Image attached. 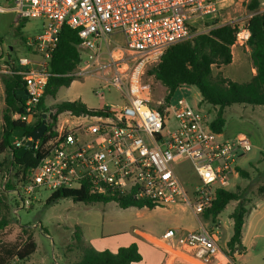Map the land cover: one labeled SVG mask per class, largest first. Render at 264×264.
<instances>
[{
	"label": "built area",
	"instance_id": "obj_1",
	"mask_svg": "<svg viewBox=\"0 0 264 264\" xmlns=\"http://www.w3.org/2000/svg\"><path fill=\"white\" fill-rule=\"evenodd\" d=\"M219 1L0 0V8L13 4L17 16L43 21L42 33L26 44L39 59L8 58L9 64L0 66V75L22 76L30 110L37 108L44 94L48 65L64 26L78 31V48L91 51L93 60L106 50L110 63L103 68L113 73L97 94L102 96L104 89L114 87L126 100L97 114L69 113L71 119L57 123L43 159L31 169L29 180L12 191L21 199V208H30L40 189L55 192L84 186L92 195H131L155 208L181 206L196 216L197 228H170L160 237L145 239L170 259L236 264L220 245L217 219L210 217L208 225L198 216L213 207L218 190H228L240 177L238 168L243 167L239 161L251 150V142L243 134L227 139L214 132L206 113L187 101L164 109L161 102L154 106L145 96L141 79L147 64L156 66L170 47L199 35L193 32L191 20L216 15ZM249 38L248 28H239L237 41L248 42ZM13 119L28 128L35 122L31 112ZM28 128L24 129L28 132ZM27 140H16L14 148L19 150ZM186 161L198 177L196 184H188L190 190L177 173ZM20 207L13 208L15 216Z\"/></svg>",
	"mask_w": 264,
	"mask_h": 264
},
{
	"label": "rangeland",
	"instance_id": "obj_2",
	"mask_svg": "<svg viewBox=\"0 0 264 264\" xmlns=\"http://www.w3.org/2000/svg\"><path fill=\"white\" fill-rule=\"evenodd\" d=\"M247 1L249 2V0H220L216 15L195 17L191 20L193 32L209 33L216 26L223 24L237 25L244 29L247 11L243 6L247 4ZM15 18L13 4H7L4 8H0V38L4 42L2 54H10L16 61L20 57L37 61L38 56L32 54L31 49L26 45L25 38L30 34L40 32L39 20L29 19L19 37L16 31L11 28ZM33 24L34 28H32ZM10 46L14 47L13 52H10ZM79 51L82 62L74 73L76 80L69 88H62L55 99H47V104L51 106L62 101L80 100L88 108L94 110L124 104L126 102L124 95L114 87L109 90L104 89L102 96L97 94L100 88H104L109 83L113 73L112 70L103 68L110 63L106 50L103 49L100 58L94 59L96 60L94 63H92L94 57L91 51L82 47L79 48ZM152 67L147 64L145 74L141 78L144 93L154 106H159L158 102H161V108L164 109L167 107L164 101L167 90L160 82L148 75L147 71ZM213 68L216 70L217 66ZM236 72L237 68L235 67L225 68V75L230 79L249 81L250 74L236 77ZM185 101L202 113H206L209 120L212 119L213 111L208 105L199 107L200 93L197 88L182 86L176 93L175 101L172 100L171 104L184 103ZM253 107L252 105L228 107L226 109L227 124L223 132V136L227 139H233L237 135L243 134L252 145L246 157L239 161L249 176L242 177L240 175L228 186L229 191L238 189L241 191L244 203L249 210L243 233L246 252L241 256L236 254V257H232L233 263L236 264H264V192H262L264 190V121L255 118V116H262L264 113L261 114L256 110L252 112ZM66 119H71L69 113L59 115L58 123L61 124ZM71 122L73 125V120ZM177 173L189 190L188 184L197 183L198 177L190 161L182 163L178 167ZM6 178L5 174H0V190L7 182ZM52 193L50 190L40 189L28 209L20 207L21 199L19 200L16 193H8L14 208L19 206L21 209L17 216L11 215V224L4 229L0 236V242L21 244L25 239L22 237V226H28L38 244L37 251L29 259L22 262L13 260L10 264H62L68 259H74L73 257L79 259L80 252L75 247L77 228L83 233V244L98 239L91 245L95 249H101L105 247L104 245L124 246L130 241V236L136 237L135 233L138 231L143 234L137 235V239L145 243V237H160L170 228L191 229L199 226L196 216L181 206L155 208L154 210H139L134 207L123 209L114 201L86 204L74 202L72 199H61L57 203L47 206L46 200ZM236 205L237 202H231L216 220L221 227L220 245L225 250H227V242L232 235L233 221L230 216ZM198 217L199 220L209 225L210 219H206L204 215ZM137 245L139 251L145 255L144 246L139 243ZM170 260L176 262L181 259L173 257Z\"/></svg>",
	"mask_w": 264,
	"mask_h": 264
},
{
	"label": "trees",
	"instance_id": "obj_3",
	"mask_svg": "<svg viewBox=\"0 0 264 264\" xmlns=\"http://www.w3.org/2000/svg\"><path fill=\"white\" fill-rule=\"evenodd\" d=\"M264 0H249L247 10L252 14L248 21L250 38L247 45L251 49V59L255 68V75L249 82L238 83L226 79L219 73L213 75V67L227 66L232 63V47L237 41L239 26L223 24L216 26L209 33L199 34L192 40L170 47L160 59V62L148 70V75L160 82L167 90L164 97L165 104L171 105L176 92L184 85L197 88L201 101L199 107L208 105L213 111L210 120L211 129L223 134L227 124L226 109L233 105L264 106ZM29 18L16 16L11 28L20 37L21 31L28 23ZM81 40L78 31L64 26L60 33L59 42L53 52L48 65L50 74L48 84L39 105L35 110H30L22 96L25 82L22 76L15 74L0 75L4 86V110L2 114L3 134L0 139V174H5L7 182L0 190V236L4 229L11 224V215L14 205L8 193L14 191L17 184L26 183L29 174L45 155L46 144L55 136L59 115L70 113L73 116L92 115L99 110L90 109L80 100L62 101L51 106L47 99H55L62 88H69L76 80L74 73L82 62L79 44ZM0 38V46L3 45ZM10 57V56H9ZM9 59H12L10 57ZM0 51V66L4 61ZM5 63L9 64L8 59ZM17 69V68H14ZM55 111V112H53ZM33 113L35 122L32 127L13 119L16 114ZM43 114H47L48 128L44 136L38 141L35 148L27 151L22 157L16 155L17 149L10 142V138L17 130L28 128V132L38 128L42 123ZM242 177L249 174L238 168ZM18 186V185H17ZM264 192V190H262ZM61 199H72L78 203H109L116 202L120 208H147L155 206L145 200H136L131 195L107 196L92 195L87 186L81 190H58L46 200V205L51 206ZM231 202L237 205L231 213L233 221L232 235L227 242V253L231 257L241 255L246 251L243 245V231L249 210L244 203L241 191L218 190L213 207L205 212L204 217L217 219ZM14 215V214H13ZM76 233L75 247L80 252V258L74 264H138L142 255L136 243L120 248L116 253L98 251L90 246H85L82 232L79 228ZM21 244L0 242V264H10L11 261L19 262L29 259L37 250L34 235L28 226H22Z\"/></svg>",
	"mask_w": 264,
	"mask_h": 264
},
{
	"label": "crops",
	"instance_id": "obj_4",
	"mask_svg": "<svg viewBox=\"0 0 264 264\" xmlns=\"http://www.w3.org/2000/svg\"><path fill=\"white\" fill-rule=\"evenodd\" d=\"M248 3V1L246 2ZM244 9L247 11V14H246V25L245 27L247 28L248 26V21L249 19L251 18L252 14L247 10L246 8V4L243 6ZM263 9H264V6H263ZM16 14V12H15ZM17 16V14H16ZM39 22H40V32L37 33V34H30L29 36H27L25 38V41H26V44H27V41L29 39H32L36 36H38L39 34L42 33L43 31V21L38 19ZM29 22V21H28ZM25 28V27H24ZM32 28H34V24L32 26ZM4 46V44H3ZM14 51V47L13 46H10V52H13ZM3 53V52H2ZM3 55V54H2ZM4 56V59L7 60L8 58H10V54L9 55H3ZM10 56V57H9ZM232 63L227 65V66H221V67H217L216 70H214L213 68V75H217L218 73H221L222 76L226 79H229L233 82H239V83H245L244 81H237V79H230L229 77H227L225 75V68L226 67H235L237 68V72H236V77H242V76H245L247 74H250V79L249 81H251V79L254 77L255 75V68H254V65H253V61L251 59V49L249 48V46L247 45V42H244V41H236V43L234 44V46L232 47ZM13 60H15V58H12ZM5 60L2 61V65H5ZM216 71V72H215ZM248 81V82H249ZM177 93V92H176ZM176 99V94L173 98V100L175 101ZM74 101V100H73ZM200 101H201V96H200ZM4 86H3V83L2 81L0 80V139L2 137V134H3V121H2V114H3V110H4ZM257 111L261 114L264 113V106H254L251 111ZM255 118H258L260 120H263L264 121V115L262 116H255ZM144 209H147V208H144ZM154 210V209H153ZM198 220V219H197ZM247 223V221H246ZM246 226V224H245ZM244 226V228H245ZM184 229V228H183ZM191 229H195L194 227L191 228ZM82 232V231H81ZM244 233V231H243ZM143 233H141L140 231L136 232L135 235L136 237H129L130 238V241H128V243H126L124 246H121V245H116V246H111V245H104L105 247L101 248V249H96L98 251H110L112 253H116L120 248L122 247H128L130 246L131 244L133 243H139L141 245L144 246L145 248V255H143L141 252V255H142V261L138 264H186L184 261L180 260V261H172L169 259V257H167V255H165V253L159 249L158 247H156L155 245H153L152 243H150L149 241L145 240L146 242L145 243H142L140 242L138 239H137V235H142ZM83 235V233H82ZM142 237H145V236H142ZM98 239H94L92 240L90 243H84L85 246H90V247H93L91 244L95 241H97ZM243 245H244V234H243ZM245 246V245H244ZM94 248V247H93ZM246 248V247H245ZM37 249H38V244H37ZM95 249V248H94ZM37 251V250H36ZM246 252V251H245ZM35 254V253H34ZM237 256V255H236ZM235 256V257H236ZM241 256V255H239ZM74 259L70 260H66L65 262H63L62 264H74L76 261H78L79 259L77 257H73ZM80 258V257H79ZM60 264V263H58Z\"/></svg>",
	"mask_w": 264,
	"mask_h": 264
},
{
	"label": "water",
	"instance_id": "obj_5",
	"mask_svg": "<svg viewBox=\"0 0 264 264\" xmlns=\"http://www.w3.org/2000/svg\"><path fill=\"white\" fill-rule=\"evenodd\" d=\"M19 95H21L22 99L25 101L28 98L27 92L25 90L21 91ZM47 117H48L47 114H43L42 116L43 120L41 125L30 132H27L26 129H20L13 133V135L10 138L11 144H14L16 140L21 141L25 137L30 138V140H27L25 142V145L16 152V155L22 157L27 151L35 148L37 142L44 136L45 132L47 131L48 128Z\"/></svg>",
	"mask_w": 264,
	"mask_h": 264
}]
</instances>
